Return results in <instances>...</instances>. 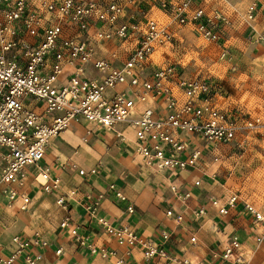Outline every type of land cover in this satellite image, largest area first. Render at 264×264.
<instances>
[{"label": "built area", "instance_id": "1", "mask_svg": "<svg viewBox=\"0 0 264 264\" xmlns=\"http://www.w3.org/2000/svg\"><path fill=\"white\" fill-rule=\"evenodd\" d=\"M137 0H0V203L27 211L31 197L26 189L28 170L38 173L36 181L46 193L60 189V179L50 166L42 165L52 139L74 123L88 121L125 137L120 127L135 132L137 152L147 167L155 171L199 169L205 149L218 145L245 147L252 140L264 141V114H244L217 105V86L201 76H188L181 63L149 61L162 46L176 39V28L192 24L206 40L223 43L222 28L229 19L222 13L208 15L203 0H158L169 21H162L148 8L129 12ZM128 3V4H127ZM254 20V11L248 15ZM175 24V26H174ZM258 40L264 43V31ZM106 42H129L122 55L98 57V47ZM154 68L147 71L145 64ZM97 74H90V69ZM156 103L155 107L146 106ZM194 135L202 137L198 143ZM217 161L219 158L216 156ZM81 175L97 169H79ZM44 181L38 179L39 176ZM200 184V181H197ZM115 189V185H111ZM172 191L181 196L175 186ZM74 193V192H73ZM123 201L127 197L117 191ZM68 194L57 197V204L68 210ZM103 193L86 195L85 209L120 247H100L89 234H80L68 214L61 227L91 253L114 264H133L130 248L140 246L153 264H188L169 255L164 242L143 239L131 227L116 225L99 214ZM240 199L233 194L228 204ZM245 202L256 223H264V213ZM217 206L219 201L212 200ZM134 213V205L128 206ZM223 215L228 207L221 208ZM205 213L201 208L196 215ZM173 210L167 215L172 216ZM183 220V215L177 217ZM15 249L5 253L0 241V264H45L42 254L27 253L31 246L47 247L40 234L31 239L13 237ZM263 237L259 236L261 242ZM192 243L197 237H191ZM241 243L232 237L222 259L231 264H247ZM61 250L56 251L60 256ZM76 264V263H72Z\"/></svg>", "mask_w": 264, "mask_h": 264}, {"label": "crops", "instance_id": "2", "mask_svg": "<svg viewBox=\"0 0 264 264\" xmlns=\"http://www.w3.org/2000/svg\"><path fill=\"white\" fill-rule=\"evenodd\" d=\"M157 3L158 0H137L128 7V11L140 13L144 8H149L155 14V10L159 9L167 16ZM202 6L208 15L219 12L230 16L229 23L234 25L241 18L248 19V15L254 11V20H248L247 23L260 19L263 26L262 29H255L256 40L259 33L264 31V0H203ZM185 25L195 31L192 24ZM223 28L224 38L233 27L227 24ZM175 29L178 28L175 26ZM247 29L248 34L253 32L248 26ZM132 45L129 42H106L98 47L97 56H112L114 51L122 55ZM149 61L155 62L153 58ZM150 63L145 64L147 71L154 68ZM90 71V74H97L92 68ZM146 106L155 107L156 103L151 102ZM120 130L125 137L95 123L82 121L70 125L52 139L41 164L50 166L52 176L60 179V189L53 193L44 192L36 181L38 173L28 172L25 181L31 197L29 209L22 211L15 206L7 207L5 200L0 203V241L5 246L6 254L16 247L12 240L15 235L28 240L40 234L49 246H31L26 252L42 254L45 264H114V258L107 260L94 255L60 225L69 214L80 234H89L97 246L117 248L123 254L127 248L120 247L116 239L85 209L87 194L103 193L100 215L116 225L131 227L143 239L153 242H164L163 232L170 233L165 247L169 255L176 259H186L188 264H231L222 259V253L229 240L236 237L241 243L240 252L247 264H259L264 223L255 222L245 207V199L240 197L235 204H228L236 192L228 187V181L223 177L226 170L223 166L224 144L214 149L206 148L205 155L199 160V169L160 172L145 165L137 152L134 130L125 126L120 127ZM194 137L199 145L204 144L201 136ZM216 156L219 158L217 161L214 159ZM94 168L97 169L96 174L79 173V169L90 171ZM111 185H115L114 190ZM172 186L177 188L181 196L189 193L190 197L179 198L172 191ZM117 191H121L127 200L119 199ZM61 194H68V210L56 202ZM213 199L219 201L217 206L212 204ZM129 205H134V213L128 212ZM223 207H228L227 215L220 212ZM201 208L205 209V213L196 215ZM170 209L173 210L172 216L167 215ZM180 214L183 220L178 223L176 219ZM193 236L197 237L196 243L191 241ZM259 236L263 237L261 242L258 241ZM58 250L62 251L60 256L56 255ZM244 253H249L251 260L246 259ZM129 260L133 264L155 262L146 259L140 246L130 248ZM17 264H22V259Z\"/></svg>", "mask_w": 264, "mask_h": 264}, {"label": "rangeland", "instance_id": "3", "mask_svg": "<svg viewBox=\"0 0 264 264\" xmlns=\"http://www.w3.org/2000/svg\"><path fill=\"white\" fill-rule=\"evenodd\" d=\"M155 11L157 18L169 21L159 9ZM247 22L241 18L235 25L229 23L233 28L223 38L224 44L206 40L181 25L174 42L157 49L152 58L161 64L181 63L188 76H201L217 85L221 88L217 97L220 108L264 114V43L254 37L255 29L263 26L260 19ZM247 26L252 33L248 34ZM223 147V177L228 187L264 213V141L252 140L244 148L231 144ZM28 172L35 173L36 169ZM262 245L259 264H264V241Z\"/></svg>", "mask_w": 264, "mask_h": 264}, {"label": "bare ground", "instance_id": "4", "mask_svg": "<svg viewBox=\"0 0 264 264\" xmlns=\"http://www.w3.org/2000/svg\"><path fill=\"white\" fill-rule=\"evenodd\" d=\"M39 179L41 181H44V178L41 175L39 176ZM244 255H245L246 259L251 260L252 257L249 253H244Z\"/></svg>", "mask_w": 264, "mask_h": 264}]
</instances>
